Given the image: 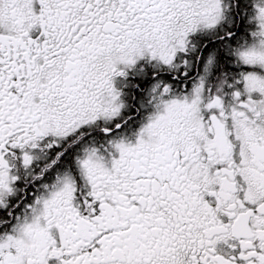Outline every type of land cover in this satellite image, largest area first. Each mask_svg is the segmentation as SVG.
<instances>
[{"label": "snow or ice", "instance_id": "obj_1", "mask_svg": "<svg viewBox=\"0 0 264 264\" xmlns=\"http://www.w3.org/2000/svg\"><path fill=\"white\" fill-rule=\"evenodd\" d=\"M0 264H264V0H0Z\"/></svg>", "mask_w": 264, "mask_h": 264}]
</instances>
